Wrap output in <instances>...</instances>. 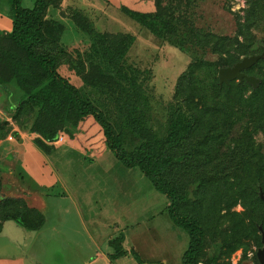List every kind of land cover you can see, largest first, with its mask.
<instances>
[{"label":"rangeland","instance_id":"obj_1","mask_svg":"<svg viewBox=\"0 0 264 264\" xmlns=\"http://www.w3.org/2000/svg\"><path fill=\"white\" fill-rule=\"evenodd\" d=\"M45 1L43 15L45 19L50 20L45 31L48 43L39 50L49 51L56 56L58 72L78 89L84 99L97 105L103 112H113L118 90L112 79L120 73H128L131 68L137 71L135 75L138 82L135 85L138 93H134L130 101L138 118L135 119L137 123L133 131L139 127L151 126L153 130L163 132L165 137L171 128L189 125L185 133L187 139H183V149L166 148L163 156L161 155L167 165L164 176L183 195L182 201H188L189 204L193 202L198 211H200L198 208L204 209L202 215L205 218L223 219V226L227 221L247 222L250 217H254L264 227V206L257 205L252 208L247 204L249 189L256 188L259 184L252 179H245V182L241 179L238 183L232 174L238 173L243 176L242 170H236L232 163L223 168L217 159L209 161V157L203 152L195 153L190 150L192 142L189 143L188 140L189 136L198 140L194 135L199 132L204 136L208 133L216 136L222 131L227 132L232 138L241 140L240 137L249 134L246 132L250 131L251 142L255 147L261 146V153L264 155V128L259 126L262 124V118L257 120L260 113L264 118V89L261 92L257 90L260 92L258 96L251 98L256 93L257 85L264 79L263 76L261 79L262 72L257 77L258 67L245 72L261 79L256 85L257 88L246 82L240 90L234 89V86L231 89V102L228 106H232V110L236 108L234 121L229 120L223 111L226 97L223 100V94L218 93L222 99H218V104L213 100L218 89L217 70L226 67L225 59L228 58V53L239 60L246 55L264 50V18L259 15L262 8L258 9L255 6L253 9L249 0H144L147 13H157L156 21L164 23L160 37H155L149 33L147 27L126 15L124 21L115 22L116 27L111 26L112 22L106 19L108 20L112 13L96 7L92 0L84 4L80 2L81 0ZM22 6L29 5L25 2ZM133 10L136 14L140 12ZM248 12L249 18L246 16ZM148 20L149 18L146 19ZM248 22L254 25L249 27ZM87 23L92 26L94 32L118 33L124 39L125 36H133L132 44L120 56L122 45L116 44L118 40L112 35L108 37L106 35L104 39L97 41L91 32L84 30L83 27H86ZM174 25H177L175 34L172 33ZM247 27L248 33L245 32ZM181 44L189 46L190 53L181 52L179 50ZM239 44H245L247 51L238 48ZM190 57L195 62L187 69ZM261 64L264 66V61ZM97 79H104L111 84L106 86L111 94L106 89V92L99 89ZM235 82L233 81L232 85ZM8 87L10 99H14L15 96L17 98L15 107H19V111L17 118H12V115L5 118V113L0 115L3 118V121L0 119V136L17 126L21 130L37 135V131L29 127L34 121L44 125L45 115L40 114L36 119L40 109L32 106L29 101L33 109L30 112L31 106L24 103L28 101L22 89L14 82ZM223 91L226 95L227 89L223 88ZM240 103L249 107V117H241L240 112L236 116ZM114 112L116 113L115 110ZM90 121L84 120V127L94 131L95 125ZM191 127L199 132L197 130L193 132ZM212 141V148L216 149L215 152L224 160L225 150H222V145L218 143L219 139L214 137ZM119 175L120 173L115 171L114 178L123 177ZM211 177L214 180L210 183L207 180ZM262 181L264 188V179ZM234 182H237L238 186ZM189 189L194 194L188 193ZM11 199L17 200L12 197L0 198V217L13 214ZM249 210H252L251 215H247ZM167 215L165 211L157 220L159 227L162 225L164 243L169 246L178 243L179 251L186 250L188 236L180 227L175 226ZM204 225L206 233L200 262L215 259L221 264H259L255 257L257 249L261 246L257 247L254 244L246 251L242 248L228 251L226 246H222L220 227L211 221ZM169 264H179V260L177 262L172 258Z\"/></svg>","mask_w":264,"mask_h":264},{"label":"trees","instance_id":"obj_2","mask_svg":"<svg viewBox=\"0 0 264 264\" xmlns=\"http://www.w3.org/2000/svg\"><path fill=\"white\" fill-rule=\"evenodd\" d=\"M143 1L120 0L119 10L124 14V17L126 15L136 20L142 26L147 27L150 34L155 37H160L164 23L156 21V17H158L157 13H147L148 10ZM45 3V0H35L34 5L31 8H27L22 6V0H10L13 20L12 29L9 32L0 34V86L8 87L14 82L19 89H22L24 95L27 97L28 102L25 101L24 103L27 105L31 101L30 104L32 106L40 109V112H37L36 119L40 114H44L46 117L44 125L34 121L33 126L31 125L29 127L31 130L37 131V135L34 132H30L33 142L38 146L44 147L43 140L53 142L59 136H62L67 143H74L79 149L85 153L89 152L92 155H98L107 148L112 151L121 165L126 168H137L150 181L153 188L167 198L169 202L167 212L172 223L180 227L188 236V246L183 254L182 264H221L215 259L204 262L199 261L201 252L203 251L206 233V225L204 223H207V221H211L220 227L222 232V246H226L228 251L236 248H242L246 251L254 244L257 247L261 246V230L259 227L263 228V231L264 227L257 218L250 217L247 222L243 220H231L227 221V224L223 226V219L218 218L219 220H217L214 217V219L205 218L202 215V212L205 211L204 209L201 210L198 208L200 210L198 211L193 202L189 204L188 201H182L183 195H181L176 186L169 183L165 178L164 172L167 165L161 155L163 156V151L166 148L183 149V139H187L185 133L189 125L185 124L183 127L171 128L165 137L163 132L156 129L153 130L151 126L145 128L139 127L133 131L135 123H137L136 120L138 119L135 114L136 110L130 102L134 93H138L135 86L138 83L137 76L135 75L137 71L135 69L130 68L128 73H120L119 76L117 75V77L112 79L118 90V95L115 96L116 106H113V112L110 113L103 112L97 105L84 99L78 89L61 76L57 70L58 63L56 56L49 51L43 52L39 50L40 47L48 43L45 31L49 26L50 20L45 19L43 15V4ZM249 3L253 9L255 6L258 9L262 8L260 9L259 15L263 19L264 0H249ZM133 9L140 11L139 14H136ZM246 16L249 18V12ZM147 18H149L148 21H146ZM248 24H250L249 27L254 25L252 22H248ZM174 26L172 30L173 34L177 31V25ZM83 28L91 32L97 41L101 38L104 39L106 35L107 37L110 35L114 36L113 38L118 40L116 44L122 45L120 56L128 50L133 41V36H125L124 39L118 33L107 34L106 32H94V29L88 23ZM245 32L248 33V27ZM246 36L251 37L250 35ZM231 44H233V41H231ZM179 47L181 52L185 54L190 53L189 46L181 44ZM238 48H243L245 52L247 51L245 44H239ZM228 54V58L225 59V66L232 65L240 60L237 57H233L232 54ZM263 61L264 57L258 59L255 64L244 71L250 72L251 69L258 67L257 73L259 74H257V77L262 72L261 79L262 76L264 78V66L261 64ZM193 62L195 61L190 57L187 69L190 65L193 66ZM96 81L100 87L99 89L102 91L107 90L106 86L111 85L108 81H104V79H97ZM233 81H236L234 85H232ZM244 83L246 81L239 83L236 79L229 80L228 83H219L217 72L216 88L218 89H216L217 93L213 97V100L218 104V99H222V96L218 95V93L223 94V100L226 97L223 111L229 120L234 121V115L236 113V108L232 110V106H228V103L231 102V89L240 90ZM260 83V85H257V89L253 88L256 89V93L251 98L257 97L261 90L264 89V79ZM223 88L225 90L227 89L226 95L224 94ZM257 90L260 92L258 93ZM107 92L111 94L110 91L107 90ZM32 106L29 109L30 112L33 111ZM18 111L19 107H15L12 112V118H17ZM249 112V107L244 103H240L237 107L236 116L239 114L241 117H249ZM259 118H262V124L259 126L264 128V118L261 116V113L257 117V120ZM86 119L91 120L90 123L95 125L94 128L97 131L95 129L94 131H89V128L84 127L83 123ZM191 130L195 132L197 129L191 127ZM246 133H249L247 135L245 134L247 137L243 135L240 137L241 140H239L230 137L227 132L223 133V131L216 136L212 133L204 136L199 132L194 135L198 137V140L193 136H189L188 140L189 143L190 141L192 142L190 150L195 153L197 151L198 153L200 151L203 152L209 157V161H215L217 159L216 161L223 168L228 167L232 163L236 170H242L241 174L243 176L238 173L232 174L237 178L238 183L241 179L244 182L245 179H252L258 183L259 185L256 188L252 187V189H249L247 193V197L249 198L247 204L252 208L257 205L262 207L264 206V188L262 187V180L264 179V169H262L264 167V155L261 153V146L255 147L251 142L252 137L250 131ZM3 136H0V138ZM244 136L247 138L246 141ZM214 137L215 139H219L218 143L222 145V150H225L224 160L221 159V155L218 152H215L216 149L212 148L211 143ZM243 141L245 146H243ZM212 180H214L213 177L208 178L207 181L211 183ZM234 183L238 186L237 182ZM235 184H233V187ZM187 192L194 194L190 189ZM10 202H12V207L14 208L13 214H6L0 217V219H15L19 223H24L26 221V212L23 211L22 203L18 199H11ZM251 211L249 210L247 215H251ZM121 239V236L116 237L110 241V244L117 246ZM120 252L121 250L117 254ZM255 258L258 262L257 257Z\"/></svg>","mask_w":264,"mask_h":264},{"label":"crops","instance_id":"obj_3","mask_svg":"<svg viewBox=\"0 0 264 264\" xmlns=\"http://www.w3.org/2000/svg\"><path fill=\"white\" fill-rule=\"evenodd\" d=\"M92 1L112 13L103 16L111 26L125 20L120 0ZM25 2L31 8L35 0ZM12 24L9 0H0V34ZM9 92L0 86L5 118L16 106ZM43 142L18 126L0 138V198H17L26 212L24 223L0 219V264H182L186 250L165 244L157 221L169 202L137 168L124 167L107 148L92 155L62 136ZM115 171L123 177L115 179Z\"/></svg>","mask_w":264,"mask_h":264},{"label":"water","instance_id":"obj_4","mask_svg":"<svg viewBox=\"0 0 264 264\" xmlns=\"http://www.w3.org/2000/svg\"><path fill=\"white\" fill-rule=\"evenodd\" d=\"M264 57V51L259 54H252L242 57L239 61L235 62L231 66L222 67L218 70L219 83H228L229 80L237 79L239 83L246 81L252 87H256L259 79L253 75H248L244 70L255 64L258 59ZM264 198V197H263ZM261 230V247L256 251V257L259 263H264V231Z\"/></svg>","mask_w":264,"mask_h":264},{"label":"flooded vegetation","instance_id":"obj_5","mask_svg":"<svg viewBox=\"0 0 264 264\" xmlns=\"http://www.w3.org/2000/svg\"><path fill=\"white\" fill-rule=\"evenodd\" d=\"M259 248H260V247H259ZM259 248H258V249H259Z\"/></svg>","mask_w":264,"mask_h":264}]
</instances>
